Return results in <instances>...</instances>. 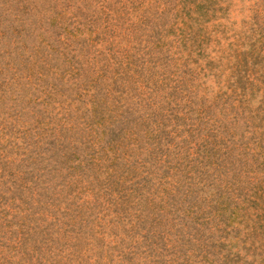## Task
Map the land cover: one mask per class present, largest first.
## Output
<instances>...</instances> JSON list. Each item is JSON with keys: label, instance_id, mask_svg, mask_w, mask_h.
I'll list each match as a JSON object with an SVG mask.
<instances>
[{"label": "rangeland", "instance_id": "1", "mask_svg": "<svg viewBox=\"0 0 264 264\" xmlns=\"http://www.w3.org/2000/svg\"><path fill=\"white\" fill-rule=\"evenodd\" d=\"M0 264H264V0H0Z\"/></svg>", "mask_w": 264, "mask_h": 264}]
</instances>
